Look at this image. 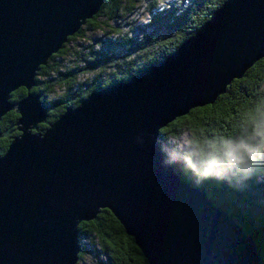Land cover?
<instances>
[{"label":"water","instance_id":"water-1","mask_svg":"<svg viewBox=\"0 0 264 264\" xmlns=\"http://www.w3.org/2000/svg\"><path fill=\"white\" fill-rule=\"evenodd\" d=\"M103 1L0 0V118L18 116L0 156V264H76L77 226L101 210L146 264H260L253 240L174 173L158 133L264 58V0H224L164 60L37 133L51 106L30 91L36 73Z\"/></svg>","mask_w":264,"mask_h":264},{"label":"trees","instance_id":"trees-1","mask_svg":"<svg viewBox=\"0 0 264 264\" xmlns=\"http://www.w3.org/2000/svg\"><path fill=\"white\" fill-rule=\"evenodd\" d=\"M223 1L151 0L146 7L148 18L138 37L116 30L131 12L130 0H104L98 12L83 24L101 31L106 27L103 37L89 44L85 53H75L77 61L65 69L55 59L66 55V44L82 35L81 27L39 67L30 91L40 93L41 101L51 109L36 132L42 133L66 107H76L89 93L127 82L143 68L164 60ZM98 18L105 19L104 28L95 23ZM108 22L112 25L108 26ZM90 74L89 82L80 81ZM56 89L61 92L57 94ZM25 94V89L18 88L10 94V100L18 101ZM50 96H54L52 101H46ZM17 117L10 111L0 118V156L11 140L10 136H3L4 130ZM184 134L188 148H176L174 142ZM158 136L162 154L174 173L203 191L218 210L231 217L253 240L260 264H264V58L240 79L232 80L211 105L191 109L160 129ZM77 229L78 242L89 238L103 264H146L133 240L107 210L99 211L92 221L81 222ZM83 253L80 247L77 262Z\"/></svg>","mask_w":264,"mask_h":264},{"label":"rangeland","instance_id":"rangeland-1","mask_svg":"<svg viewBox=\"0 0 264 264\" xmlns=\"http://www.w3.org/2000/svg\"><path fill=\"white\" fill-rule=\"evenodd\" d=\"M151 0H130L132 3V9L131 12L124 17V19L121 21V23L116 26V30L119 34L124 33H130L131 35L134 34V36L140 37L141 30H142V24H144L148 18V13L146 12V7L148 5V2ZM162 3L169 2L171 0H159ZM105 19L98 18L95 23H98L99 26H102V23H104ZM108 26H111L112 23L108 22ZM82 27V35L80 37H76L74 40L70 41L68 44H66V55L63 56L61 59L56 58L55 61H57L62 67L65 69L70 68L75 64L74 60L76 57L75 53H85L86 48L89 44L92 42H96L98 39L103 37V32L106 30V27L104 30H94L90 26H81ZM101 27V28H102ZM104 28V27H103ZM81 54V55H82ZM77 61V60H76ZM38 72V71H37ZM92 75H88L86 77H83L80 79V81H86L89 82L91 80ZM35 82V78H34ZM55 92L59 94L61 91L59 89H56ZM54 96H50L46 98V101L51 102ZM14 128V124H13ZM15 131V130H14ZM11 137L10 133H3V136H9ZM13 137V135H12ZM11 137V138H12ZM188 137L186 134L182 135L181 138L174 142L176 148H188ZM170 144H172V141H169ZM264 154V150H263ZM79 246L83 249L84 253L81 256V259L77 264H103L102 259L100 258L99 254L97 253L96 246L89 238H82L79 239Z\"/></svg>","mask_w":264,"mask_h":264},{"label":"flooded vegetation","instance_id":"flooded-vegetation-1","mask_svg":"<svg viewBox=\"0 0 264 264\" xmlns=\"http://www.w3.org/2000/svg\"><path fill=\"white\" fill-rule=\"evenodd\" d=\"M13 124H14V123H13ZM13 124H11L10 127H6V129L4 130V133H5V134H6V133H10V134H11V137H12V135H13L12 138H14V137H16V136L18 135V133L14 131ZM9 136H10V135H9ZM11 137H10V138H11Z\"/></svg>","mask_w":264,"mask_h":264},{"label":"clouds","instance_id":"clouds-1","mask_svg":"<svg viewBox=\"0 0 264 264\" xmlns=\"http://www.w3.org/2000/svg\"><path fill=\"white\" fill-rule=\"evenodd\" d=\"M198 171H199V169H198Z\"/></svg>","mask_w":264,"mask_h":264}]
</instances>
